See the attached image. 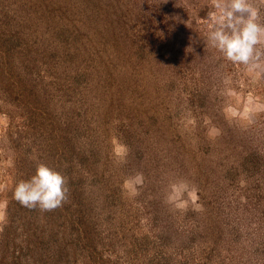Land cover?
Returning <instances> with one entry per match:
<instances>
[{"label": "rangeland", "instance_id": "rangeland-1", "mask_svg": "<svg viewBox=\"0 0 264 264\" xmlns=\"http://www.w3.org/2000/svg\"><path fill=\"white\" fill-rule=\"evenodd\" d=\"M212 12L0 0V264H264V60L228 59ZM40 163L68 182L53 211L13 196Z\"/></svg>", "mask_w": 264, "mask_h": 264}, {"label": "clouds", "instance_id": "clouds-1", "mask_svg": "<svg viewBox=\"0 0 264 264\" xmlns=\"http://www.w3.org/2000/svg\"><path fill=\"white\" fill-rule=\"evenodd\" d=\"M212 6L219 12L210 13L218 27L211 32L210 40L214 46L224 52L233 62L248 65L255 69L264 60V23H259V10L251 0H211ZM144 182L142 173L124 181V188L130 195H137V189ZM67 179L60 172L44 163L37 165L35 174L28 180H21L15 187L14 199L27 208L39 207L43 211H53L62 206L67 199ZM187 189L185 183L172 185L169 203L184 208L186 202L181 199ZM8 207L7 200H0V219H3Z\"/></svg>", "mask_w": 264, "mask_h": 264}]
</instances>
